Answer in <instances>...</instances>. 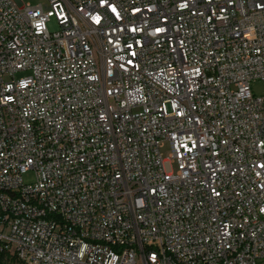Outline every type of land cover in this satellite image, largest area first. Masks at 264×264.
<instances>
[{
	"label": "built area",
	"instance_id": "obj_1",
	"mask_svg": "<svg viewBox=\"0 0 264 264\" xmlns=\"http://www.w3.org/2000/svg\"><path fill=\"white\" fill-rule=\"evenodd\" d=\"M255 81L264 0H0V253L264 264Z\"/></svg>",
	"mask_w": 264,
	"mask_h": 264
},
{
	"label": "rangeland",
	"instance_id": "obj_2",
	"mask_svg": "<svg viewBox=\"0 0 264 264\" xmlns=\"http://www.w3.org/2000/svg\"><path fill=\"white\" fill-rule=\"evenodd\" d=\"M26 3H30L34 6L39 4V0H24ZM48 30L51 33L58 32L60 30L58 23L55 19H51V21L47 25ZM252 92L254 96L261 97L264 96V84L260 81H255L251 84ZM32 179V176H27L26 180ZM9 264H15L14 262H10Z\"/></svg>",
	"mask_w": 264,
	"mask_h": 264
},
{
	"label": "trees",
	"instance_id": "obj_3",
	"mask_svg": "<svg viewBox=\"0 0 264 264\" xmlns=\"http://www.w3.org/2000/svg\"><path fill=\"white\" fill-rule=\"evenodd\" d=\"M10 262H15V260H11L5 254L0 253V264H9Z\"/></svg>",
	"mask_w": 264,
	"mask_h": 264
}]
</instances>
